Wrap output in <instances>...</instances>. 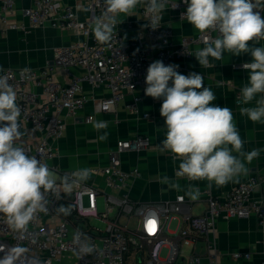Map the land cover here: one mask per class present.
Instances as JSON below:
<instances>
[{
  "label": "built area",
  "instance_id": "1",
  "mask_svg": "<svg viewBox=\"0 0 264 264\" xmlns=\"http://www.w3.org/2000/svg\"><path fill=\"white\" fill-rule=\"evenodd\" d=\"M80 1L88 12L85 19L79 18L73 6L60 8L57 0H34L24 12L31 26L50 23L74 30L82 39L57 46L52 63L41 68L8 67L0 72V76H7L17 93L22 133L37 130L41 134L36 144L28 142L24 135L16 144L46 164L56 156L55 141L63 136L67 118H76L94 98L84 93V82L95 90L103 87L107 93L95 101L94 112H114L127 96L132 97L128 106L136 110L141 100L139 92L146 88L147 68L152 62L161 60L165 65H178L177 70L186 75L180 58L193 54L189 45L204 43L205 35H217L216 32L201 34L196 31L185 37L180 47L173 48L172 28L161 21L162 26L156 30L141 26L131 42L117 25L116 37L114 35L110 46L102 45L95 40L91 29L105 7L104 0ZM0 2V21L7 28L19 27L8 19L16 0ZM172 3H177L174 10L181 17L187 6L183 0H172ZM145 9L146 4H141L147 24L149 18ZM243 64H235V67L243 68ZM74 68L82 73H73ZM144 117H149V113ZM94 119L93 113L85 116L86 123ZM150 147L151 140L143 133L118 139L109 163L91 169L103 175L104 186L81 181L70 192H65L62 181L56 180V193L46 194L47 211H38L22 230L14 229L6 216L0 214V258L11 249L19 248L24 251L15 264H221L220 252L210 236L220 217L231 220L254 216L264 230V168L224 195L215 196L206 191L207 205L202 214L188 212L182 195L157 202L131 199L122 190L139 175V169L125 170L120 154ZM73 173V170H65L64 177H71ZM99 199L103 200L102 210ZM61 206L69 209V214L60 212ZM177 214H183L186 225L177 230L176 236L186 243L205 236L207 253L184 254L177 243L169 241L168 221ZM93 218L103 225L93 224ZM133 219L136 223L131 225ZM88 248L92 250L89 252ZM262 256L264 264V253ZM231 257L249 260L252 253L236 249Z\"/></svg>",
  "mask_w": 264,
  "mask_h": 264
},
{
  "label": "clouds",
  "instance_id": "2",
  "mask_svg": "<svg viewBox=\"0 0 264 264\" xmlns=\"http://www.w3.org/2000/svg\"><path fill=\"white\" fill-rule=\"evenodd\" d=\"M183 3L187 7L181 18L201 34L217 33L215 37L205 35L204 47L194 53L201 67H209L210 58L222 60L224 53L250 54L251 62L243 64L248 72L247 83L242 86L237 103L248 105L255 101L253 107H240V113L252 122L264 123V46H256L264 40V0H183ZM140 4H146L145 15L149 18L144 27L152 30L162 26L166 10L178 6L172 0H104L105 7L91 29L95 40L110 46L116 37L114 30L124 21L119 17L132 16ZM178 67L156 60L148 66L145 77V96L162 100L160 115L165 120L166 133L161 151L170 152L180 161L177 177L223 186L246 174L245 161L250 163L262 150L243 151L244 141L231 108L212 103L217 96L204 85V76L196 72L181 74ZM16 100L17 93L7 76H0V214L6 216L14 229L22 230L38 211H47L46 194L56 193L57 182L46 163L16 144L23 135L21 108ZM105 126L104 122L95 125L98 129ZM88 176L89 170L84 169L63 177V190L70 192ZM161 182L180 190V185L167 176ZM185 194L195 200L200 192L189 185ZM59 211L69 214V209L63 206ZM23 251L11 249L0 258V264H15Z\"/></svg>",
  "mask_w": 264,
  "mask_h": 264
},
{
  "label": "crops",
  "instance_id": "3",
  "mask_svg": "<svg viewBox=\"0 0 264 264\" xmlns=\"http://www.w3.org/2000/svg\"><path fill=\"white\" fill-rule=\"evenodd\" d=\"M33 1L16 0L13 12L8 14V19L17 23L19 27L7 28L0 21V72L8 67L28 70L41 68L47 63H52L54 49L57 46L82 39V36L74 30L60 28L50 23L45 26H31L24 12L33 4ZM57 1L60 8L73 6L80 19L87 18L88 12L80 0ZM162 15V22L170 26L173 31V48L180 47L185 37L196 32L191 24L179 16L178 11L169 8ZM119 19H124L118 27L130 42L135 38L137 30L146 22L141 12V4L133 11L132 16H121ZM256 46H264V40L256 43ZM189 47L193 50V54L180 58L186 75L196 72L204 76V85L217 96L212 103L231 108L234 123L244 141L243 151L262 150L260 155L250 163L245 161L246 174H241L237 179L223 186H217L214 183L209 186L206 180L190 181L186 177H177L175 173L180 161L175 160L170 152L161 151V142L165 139L166 133L165 120L160 115L162 101L147 97L144 92H139L141 100L136 110L128 106L132 97L127 96L118 104L114 112H94L95 101L106 96L107 93L103 87L95 90L88 82H84V93L93 95L94 98L86 103L84 110L76 118H67L63 136L55 141L56 156L47 164L54 178L62 181L65 170H73L77 173L87 169L89 176L84 182L104 186L103 175L91 169L107 165L116 141L136 133L148 135L151 147L140 151H125L120 154L121 165L125 170L139 169V175L133 177L129 186L122 190L136 201H168L182 195L188 205V212L202 214L207 205L206 191H210L215 196L224 195L251 174L262 171L264 168V123L252 122L246 115L240 113V107H253L255 101L248 105L237 103L240 99V90L247 83L248 72L243 68L235 67V64L251 62L250 54L231 56L224 53L222 60L210 58V66L201 67L194 53L203 48L204 43H192ZM73 73L81 74L82 71L74 68ZM89 113H93L95 119L91 123H86L85 116ZM145 113H149V117L145 118ZM99 122H104L106 126L96 128L95 125ZM23 135L28 142L36 144L41 134L37 130H29L24 131ZM55 166L57 170L53 169ZM164 176L178 183L180 190L171 188L168 183H162ZM189 185L199 189L200 195L195 200L185 194ZM185 225L183 214L172 217L168 221L169 241L177 243L184 254L207 253L208 242L205 236H199L198 239L188 243L176 236L177 230ZM210 236L214 238L220 252L221 264H263L264 230L256 217L231 220L220 217ZM166 246L167 244L164 245L165 248ZM236 249L251 252L252 258L249 260L233 259L231 252Z\"/></svg>",
  "mask_w": 264,
  "mask_h": 264
},
{
  "label": "rangeland",
  "instance_id": "4",
  "mask_svg": "<svg viewBox=\"0 0 264 264\" xmlns=\"http://www.w3.org/2000/svg\"><path fill=\"white\" fill-rule=\"evenodd\" d=\"M103 206H104V204H103V200L102 199H99V207H100V209L102 210L103 209ZM92 223L93 224H96V225H103L100 221H98V220H96V219H92ZM136 223V220L135 219H133L132 221H131V225H134ZM164 254H165V252L163 253V256H164Z\"/></svg>",
  "mask_w": 264,
  "mask_h": 264
}]
</instances>
